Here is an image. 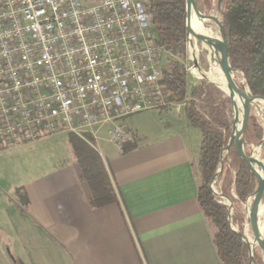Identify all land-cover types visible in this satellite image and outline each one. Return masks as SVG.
Listing matches in <instances>:
<instances>
[{
	"label": "crops",
	"instance_id": "crops-1",
	"mask_svg": "<svg viewBox=\"0 0 264 264\" xmlns=\"http://www.w3.org/2000/svg\"><path fill=\"white\" fill-rule=\"evenodd\" d=\"M164 120L159 139L127 128L134 147L122 153L112 144L103 161L119 202L99 209L87 203L67 135L69 158L53 162L22 160L32 142L1 150L0 264H220L196 201L193 127L185 118Z\"/></svg>",
	"mask_w": 264,
	"mask_h": 264
},
{
	"label": "built area",
	"instance_id": "built-area-1",
	"mask_svg": "<svg viewBox=\"0 0 264 264\" xmlns=\"http://www.w3.org/2000/svg\"><path fill=\"white\" fill-rule=\"evenodd\" d=\"M148 4L0 0V151L49 136L84 139L110 124L122 152L133 136L121 121L168 106L166 51Z\"/></svg>",
	"mask_w": 264,
	"mask_h": 264
},
{
	"label": "trees",
	"instance_id": "trees-1",
	"mask_svg": "<svg viewBox=\"0 0 264 264\" xmlns=\"http://www.w3.org/2000/svg\"><path fill=\"white\" fill-rule=\"evenodd\" d=\"M210 2L194 0L199 12L202 6L209 9ZM221 5V25L229 66L242 74L251 96L264 99V0H221ZM148 11L152 18V31L159 45L184 61L187 43L186 0H149ZM161 84L166 104L183 102L184 118L201 135L198 147L200 182L197 184L196 201L212 230L220 264H264L256 248L252 251L253 260H250V246L242 240L240 233H235L228 225L227 206L220 203L208 187L218 170L221 151L230 136L231 109L228 97L205 81L189 88L188 74L178 60H167ZM262 136V127L249 114L244 136V153L247 156H250V145L259 144ZM67 140L79 169V178L88 191L89 207L99 209L117 204V188L103 159L92 146V137L87 135L81 139L69 134ZM133 142L125 143L122 153L130 151L134 147ZM228 152L229 168L223 169L219 176L223 177L221 192L228 195L232 186L237 200L243 202L254 193L256 180L232 147ZM194 176L197 178L195 171ZM14 196L25 212L28 200L24 191L18 188ZM239 230L241 232V226Z\"/></svg>",
	"mask_w": 264,
	"mask_h": 264
},
{
	"label": "rangeland",
	"instance_id": "rangeland-1",
	"mask_svg": "<svg viewBox=\"0 0 264 264\" xmlns=\"http://www.w3.org/2000/svg\"><path fill=\"white\" fill-rule=\"evenodd\" d=\"M221 8H222V5L221 3L218 4V0H211L210 8L207 9L206 7L202 6L200 13L205 14V15L214 16L215 19H217L221 23V15H222ZM206 27L210 30V34L213 37L219 38L221 40L219 28L214 21L210 20L209 22H206ZM190 39L191 40L189 41V39L187 38L186 59L184 61L179 60L175 55H172L168 52H166L165 59H164L165 64L167 60H178V62L185 67L186 72L188 74V87L189 88L194 85L199 84L202 81L208 82L205 79L197 78L196 76L197 68L193 65V56L191 55L189 51V47L196 55V62L198 64V68L204 72L208 71V65H207L208 61L206 60L207 53L203 49L202 43L199 42L195 37L190 36ZM234 75H235V80L238 86L243 87L245 91L247 92V94H250L247 89V86L245 85V81L243 79L242 74L235 71ZM182 104L183 102L174 103V104L168 105L162 110L154 109V110L143 111L129 118L123 119L121 121V124L124 127L130 128L132 130L137 129L140 134H144L146 136L147 140L149 139L154 140L155 138L159 139L161 137L160 130L164 127L166 123L164 119L167 116H172L175 119L176 118L182 119L183 122H185L184 115H183V106L181 107ZM178 106H180L179 110H177ZM235 114H237V111ZM249 114L255 117L257 123L263 129V136H262L260 143L252 147L250 145V155L251 157L255 158L257 160V163L261 165L264 169V101L261 99L253 100L249 106L248 115ZM245 119H246V116L243 114L241 118V126H242V123L245 121ZM110 126H111L110 124H104L102 126V129L96 133L95 135L96 137L90 135L93 139L92 140L93 148L100 154L103 160H105L107 151L113 148L112 143L110 141V136L107 131V129ZM191 130L193 132L191 143L194 145V149H195L194 156H193L194 171L196 172V175H197V183H199L200 182V178H199L200 172H199V166H198L199 153H198L197 145L200 143L201 135L198 129L191 128ZM86 136L87 135H85V137ZM60 138L61 140H58L56 142H54L52 138L48 139L49 142H46V143H34L36 142L34 141L30 144L31 146L28 147V149L20 155V157L23 158L22 160H24L25 162L29 159L36 160V158H39L41 163L42 162L43 163L53 162L54 160H57L58 157L69 158L68 156L70 154L68 151L69 147L66 146L65 144L66 137L64 135H61ZM228 154L229 152L222 153L221 151L220 158H219V164H218V170L215 176L209 182L208 187L211 190L212 194L218 199V201L227 206L228 213H227L226 220L228 222L229 227L232 230L240 233L241 237L245 239V231H247L248 236H252L247 226L245 208H246L247 203H249V207L251 206L253 199H254V195L251 194L247 196V198L243 202H239L237 200V197L232 191V186L229 188L228 195L222 194L221 187L223 185V177L220 178L219 176H220V173L223 171V169L229 168L228 166L229 164L228 156L229 155ZM4 166L5 167L7 166V161L4 162ZM221 166L222 168L220 169ZM219 170H220V173L218 174ZM262 202H264V196H263L261 203ZM261 222L263 225L264 216ZM239 226H241L242 228L241 232L239 230ZM256 251H257V254L261 256L264 260V254L257 246H256Z\"/></svg>",
	"mask_w": 264,
	"mask_h": 264
},
{
	"label": "water",
	"instance_id": "water-1",
	"mask_svg": "<svg viewBox=\"0 0 264 264\" xmlns=\"http://www.w3.org/2000/svg\"><path fill=\"white\" fill-rule=\"evenodd\" d=\"M220 3H221V0H218V4H220ZM193 8L195 10H197V8L195 6V3H194V0H186V27H187V38L188 39H189V28H190V17L189 16H190L191 12L193 11ZM197 17L200 18V19L212 20V21H214L217 24V26L219 28L220 36H221V42H222L223 47H224L223 56H222V59L219 62L220 69H221V72L223 74V77H224L225 81L230 83L231 89L237 95V100L234 103L231 100V96L226 95L228 97V99H229L230 108H231L230 136H229L228 143L226 144L225 148L222 150V153L228 152V150L232 147L233 150L235 151V153L242 160V162L246 165V167L248 168L249 172L253 175V177L256 180V188H255L254 193L252 194V195H254V199H253V202H252L251 206L246 211V222H247V226H248L249 232L254 237L255 243L258 245L257 247L259 248L260 246H264V225H262V233H259V231L255 227L254 213L256 212L257 208L259 207V205H260V203H261V201L263 199V196H264V179L261 178V176L259 175L258 170L256 168L255 163L257 162V160L255 158L251 157V155L247 156L244 153V136H245V126H246V122H247V119H248V116H249L248 115V111H249L250 103L253 100H255V99H261L263 101H264V99L261 98V97H253L250 94H247L245 89L243 87L238 86V84L236 83L235 75H234L235 71L233 69H231V67L229 66V63H228L227 44H226L225 34H224L223 27H222L221 23L217 19H215L214 16L201 14L200 12H198V10H197ZM195 38L199 42H201L205 46V48L207 50H209V52H211L213 55H215L214 49L212 47V43L210 41V38H208L207 35H205V34H196ZM193 65L196 68L198 67V64H197L196 60H193ZM209 83L215 85L221 91H223L219 86H217L213 82H209ZM244 102L247 103L248 110L244 114L246 116V119L242 123V126H241V129H242V143H241V146L238 147L237 146V129H236L235 125H234V116H235V113H236L237 109L239 108V106L241 104H243ZM221 168H222V166L220 167V169ZM219 173H220V170H219L218 174ZM234 232L239 234L236 231H234ZM241 238L246 244H248L243 237H241ZM249 252H250V260L252 261L253 260V252H252L251 248H250ZM263 254H264V252H263Z\"/></svg>",
	"mask_w": 264,
	"mask_h": 264
},
{
	"label": "bare ground",
	"instance_id": "bare-ground-1",
	"mask_svg": "<svg viewBox=\"0 0 264 264\" xmlns=\"http://www.w3.org/2000/svg\"><path fill=\"white\" fill-rule=\"evenodd\" d=\"M190 28H189V41L190 36L195 37L196 34H205L210 38V41L212 43V47L214 49L215 55H213L209 50L205 48V46L202 44L203 49L207 53V61H208V71L204 72L200 70L197 67L196 70V76L198 79H206L209 82H213L217 86H219L226 95L231 96V100L234 103L237 100V95L233 90L231 89V85L229 82L225 81L223 74L220 69V60L222 59L223 56V44L219 38H215L210 34V30L206 27V22H209L210 20L207 19H200L197 17V10L193 8V11L190 14ZM197 32V33H196ZM192 38V37H191ZM194 43V42H193ZM189 51L191 55L193 56V60H196V55L194 52L190 49ZM247 103L244 102L239 106L237 109V114L234 116V125L237 129V146L240 147L242 143V129H241V118L242 115L247 112ZM256 168L258 170L259 175L261 178L264 179V170L261 165H259L257 162L255 163ZM249 208V203L246 205V211ZM264 216V202H262L259 207L257 208L256 212L254 213V222H255V227L259 231V233H262V218ZM245 240L249 244L250 248L252 251L258 246L255 243L254 237L248 236L247 231H245ZM262 252H264V246L259 247Z\"/></svg>",
	"mask_w": 264,
	"mask_h": 264
}]
</instances>
